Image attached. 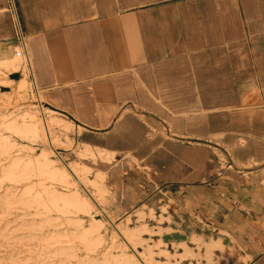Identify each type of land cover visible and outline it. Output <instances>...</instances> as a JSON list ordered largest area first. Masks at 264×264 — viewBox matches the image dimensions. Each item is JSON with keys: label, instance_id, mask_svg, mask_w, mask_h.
<instances>
[{"label": "crops", "instance_id": "1", "mask_svg": "<svg viewBox=\"0 0 264 264\" xmlns=\"http://www.w3.org/2000/svg\"><path fill=\"white\" fill-rule=\"evenodd\" d=\"M21 47L44 106L118 161L112 213L156 209L174 186L188 205L153 225L171 230L157 241L192 243L210 228L190 203L211 210L193 185L227 151L234 199L219 211L264 264V0H0V61Z\"/></svg>", "mask_w": 264, "mask_h": 264}, {"label": "rangeland", "instance_id": "2", "mask_svg": "<svg viewBox=\"0 0 264 264\" xmlns=\"http://www.w3.org/2000/svg\"><path fill=\"white\" fill-rule=\"evenodd\" d=\"M21 50L23 52L24 47ZM18 65L19 70L13 71L0 61V138L10 144L9 151L0 150V264H104L110 254L117 256L122 251L131 254L132 250L116 235L108 217L120 229L128 232L136 249L148 258V264L248 263L250 257L239 248L235 230L230 224L234 221V215L227 214L230 218L226 222L225 215L219 211L225 201L228 206V203L233 204L234 199L233 184L222 181L227 172L236 169L235 161L227 151L215 150L217 161H210V176L202 181L197 180L193 185L210 197V213H201L202 204L197 199L190 203L200 211L196 216L210 231H205L201 238H189L190 244L183 242L178 246L174 244L173 249L168 248L163 240L157 241V237L168 235L171 230L153 225L160 227L168 224L166 221L171 222V215L177 213V205H188L183 192L176 193V187L172 186L155 198L160 200L156 209L146 206L136 208L133 216L112 213L109 206L113 194L108 185L107 172L112 163L118 162L112 161L114 154L92 148L91 153L82 155L84 143L74 140V129H54L58 143L56 153H53L43 140H33L20 129L10 127L14 122L21 125L27 111L36 112L37 120H41L32 74L25 60L22 59ZM22 79L28 81L24 87L19 86ZM11 115H15V120L9 118ZM46 115L48 118L54 116L50 112H46ZM163 135H167L165 131ZM44 149L50 152L53 170H65L59 154L68 164L86 168L88 171L82 172L83 178L95 179L101 174L100 189L95 190L96 199L108 217L96 207L88 211L73 204L51 200L49 194L53 192L76 193L80 200L90 203L88 194L73 179L71 184H67L39 169L17 173L12 179L4 176V170L12 160L33 159ZM134 163L138 164V161ZM21 167L19 165L18 169ZM226 196H231V201L226 200ZM95 224L99 228L93 231Z\"/></svg>", "mask_w": 264, "mask_h": 264}, {"label": "bare ground", "instance_id": "3", "mask_svg": "<svg viewBox=\"0 0 264 264\" xmlns=\"http://www.w3.org/2000/svg\"><path fill=\"white\" fill-rule=\"evenodd\" d=\"M26 49V48H25ZM25 60L26 67L31 74V65L29 56L26 53V50L22 52L21 48L15 50L13 55L11 57H5L3 60H1V64L12 68L13 71L19 70V63L21 60ZM27 80H21L20 85L21 87H24L26 85ZM34 83V82H33ZM12 84V83H11ZM35 86V84H34ZM36 88V87H35ZM37 97H38V108L39 113L41 114V120H37L36 118V112L27 111L23 117H22V123L19 125L17 122H14V124H11L10 127L20 129L21 132H23L28 137L32 138L33 140L41 139L44 142H46L49 145L50 152L56 153V145L58 143V138L54 136V129L59 130H68L71 131L74 129V126L72 123L57 117L53 111L49 110L45 106H43V97L41 95V92L37 90ZM46 112L53 113L54 116L51 118H48L46 115ZM15 115H11L9 118L14 119ZM40 118V117H39ZM15 120V119H14ZM16 123V124H15ZM83 148L81 150L82 155H87L88 153L92 152V148L88 144H83ZM0 150L2 151H9L10 150V144L4 139L0 138ZM48 150H42L41 153H39L35 158L28 159V160H22V159H14L12 160L11 164L5 168L4 170V176L7 178H14V176L17 173L20 172H28L33 169H39L43 173H48L54 176L55 178L60 179L61 181L71 184V179H73L74 183L76 185H79L82 190L88 194L89 202L80 200V197L76 194H59L56 192L50 193L51 200H57L62 203H69L73 204L75 206L80 207L81 209H85L90 211L92 207H96L100 212L105 214L107 217L108 215L104 211V209L100 206L96 199V189H100V177L101 174H98V177L95 179H86L82 177V172L88 171L86 168L78 167L74 164H68L62 156L57 154L59 156V160L61 163H63L65 170H53L51 165L52 161L49 158ZM21 165L22 167L18 169V166ZM70 177V178H68ZM109 222L113 226V229L117 236H119L127 248H130L132 250L131 254H127L126 251H122L121 254L117 256L108 255L105 260L104 264H148V258L144 257L143 253L138 251L136 247L134 246V240L132 237L128 234V232L120 229L118 225L114 223L109 217ZM99 220H97L98 222ZM99 228V225H94V230Z\"/></svg>", "mask_w": 264, "mask_h": 264}]
</instances>
